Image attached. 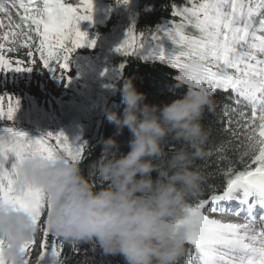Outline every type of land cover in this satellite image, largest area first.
I'll use <instances>...</instances> for the list:
<instances>
[{
    "label": "snow or ice",
    "instance_id": "1",
    "mask_svg": "<svg viewBox=\"0 0 264 264\" xmlns=\"http://www.w3.org/2000/svg\"><path fill=\"white\" fill-rule=\"evenodd\" d=\"M117 3L126 6L130 0ZM93 12V0H0V72L30 73L33 67H24V60L17 59L14 66L7 56L23 49L28 64L37 63L38 53L39 62L54 79L71 84L70 76H54L55 66L67 73L78 49L95 47L96 40L89 41L88 33L80 29L82 22H93ZM171 15L174 19L168 26L149 30L147 36H138L135 25L129 27L114 51L129 57L148 46L143 59L176 69L177 81L184 80V72L195 62L198 71L190 78L188 90L201 89L212 96L217 91L230 93L233 102L216 103L220 132L230 138L207 152V157L215 154L217 161L226 162L224 169H217L225 184L219 192L208 185L210 194L188 203L184 218L176 221L175 227L187 229L189 246L180 264H264V216L259 221L252 217L257 205L264 208V0H185L181 8L173 5ZM164 42L173 46L171 50L163 47ZM19 103L16 98L14 106L0 104V121L14 122ZM229 149L238 160L228 158ZM35 156L83 163L84 144L71 143L63 132L30 138L16 131L14 123L0 132V204L28 213L36 228L22 250L31 261L30 250L38 247L36 264H65L64 240L45 223L50 208L47 194L41 188H16L24 161ZM226 202H235L239 210L226 208ZM5 243L11 241L0 237V252ZM71 248L73 253L79 251L76 244ZM0 264H4L2 257Z\"/></svg>",
    "mask_w": 264,
    "mask_h": 264
},
{
    "label": "clouds",
    "instance_id": "2",
    "mask_svg": "<svg viewBox=\"0 0 264 264\" xmlns=\"http://www.w3.org/2000/svg\"><path fill=\"white\" fill-rule=\"evenodd\" d=\"M197 71L191 63L184 80H175L176 98L162 104L147 103L134 78L125 79L119 90L122 113L105 109L115 135L103 141L87 176L81 163L65 158L24 161L16 188L44 190L50 205L45 223L54 234L69 244L91 245L101 257L122 264H180L187 229L175 223L184 218L188 201L202 194L206 177L197 161L207 157L210 134L202 121L216 105L201 89L176 95ZM125 128L130 133L126 154L115 138ZM173 144L179 147L172 150ZM35 232L28 213L0 204V237L11 241L0 252L4 264H33L22 249ZM84 264H93L92 259Z\"/></svg>",
    "mask_w": 264,
    "mask_h": 264
},
{
    "label": "rangeland",
    "instance_id": "3",
    "mask_svg": "<svg viewBox=\"0 0 264 264\" xmlns=\"http://www.w3.org/2000/svg\"><path fill=\"white\" fill-rule=\"evenodd\" d=\"M93 3V22H82L80 29L88 33L89 41L96 40L95 47L89 48L86 45L78 49L73 54L74 62L67 73H63L58 65L55 66L54 76L56 78L61 75L70 76L71 84H67L66 79H54L53 74L39 62L38 53L35 56L37 61L35 65L28 64L30 58L26 56V50L7 53L14 66L17 59H22L25 61L23 66H31L33 70L30 73L6 70L0 72V96L4 97L0 104L7 108L9 103L15 105L16 98L20 102L14 122L0 121V127H10L14 123L16 128L25 129L27 132L24 133L30 138L40 137L41 134L49 132L53 134L63 132L71 143L84 146L88 140L97 138L99 127L107 122L105 109L114 110L112 98L121 78L122 63L118 60L121 55L114 49L122 43L129 27L135 25L139 0H130L126 6L118 5L117 0H93ZM184 4L185 2L175 6L181 8ZM148 10L146 8V11ZM2 16L0 13V17ZM173 19L163 20L153 31L158 27L168 26ZM5 23L7 24V20ZM2 31L0 29V32ZM136 33L139 36L140 33ZM163 47L171 50L173 46L164 42ZM149 51L150 48L146 46L140 54L132 56L143 59ZM8 96H12L13 99L9 101ZM225 207L239 210L235 202H226ZM243 215H247L246 211ZM261 216H264V208L257 205L252 217L259 221ZM232 218L243 222L242 218ZM38 253V247L30 250L33 264H36Z\"/></svg>",
    "mask_w": 264,
    "mask_h": 264
},
{
    "label": "trees",
    "instance_id": "4",
    "mask_svg": "<svg viewBox=\"0 0 264 264\" xmlns=\"http://www.w3.org/2000/svg\"><path fill=\"white\" fill-rule=\"evenodd\" d=\"M184 2L185 0H139L136 9V32L147 34L149 33V30L153 31L163 20H170L173 18L171 15L173 5H182ZM146 8L149 10L146 11ZM118 60H120L124 67L121 71V78L117 85L115 95L112 98V102L115 104L114 111H117L118 113H122L123 111L124 105L121 103L119 90L122 87L124 80L130 77L134 78L133 82L137 90L147 95V103H168L176 98L173 92L175 76L178 74L176 70L170 68L166 64L140 59L135 56H120ZM187 91V86H181L180 88L175 89L177 96H181ZM230 95V93L217 91L213 94V99L217 105H221V102H223V104H232L233 102L229 98ZM218 111L219 107L216 109V112ZM245 111H247V109H245ZM216 112H206L202 121L210 133L208 142L205 146L207 152L221 141H227L230 138L220 132L221 125L217 120ZM4 128L5 127H0V132H2ZM15 130L22 133L27 132L23 128L15 127ZM114 135L115 127L107 121L99 127L97 138L92 141L88 140V143L84 146V161L81 163V168L86 176L90 171L89 166L101 155L103 141ZM115 138L121 146L120 151L126 154L129 151L127 142L130 139V133L127 128L124 129L121 135ZM178 147L179 145L176 144L170 146L172 150H175V148ZM226 154L229 159L238 160V155H236L231 149H229ZM205 161L208 162L207 167H205ZM197 164L207 178V184H204L201 196L207 197L210 194L211 189L208 185H211L212 188H215L218 192L222 191L225 184V177L223 176V173L218 172L217 169H224L226 167V162L217 161L215 154H213V156L206 157L204 160H198ZM236 167L242 169L243 166L237 164ZM208 173H212V175L209 176ZM153 175L155 176V174ZM98 186L102 185L98 184ZM195 199L189 200L188 203ZM63 243L65 245V264H84V261L89 258L92 259L93 264H122L119 258L101 257L98 250L95 252L92 251L91 245H77L79 251L73 253L71 248L72 244H69L66 241H63ZM186 247L188 248L189 246L187 245ZM193 256H195V253H193Z\"/></svg>",
    "mask_w": 264,
    "mask_h": 264
},
{
    "label": "bare ground",
    "instance_id": "5",
    "mask_svg": "<svg viewBox=\"0 0 264 264\" xmlns=\"http://www.w3.org/2000/svg\"><path fill=\"white\" fill-rule=\"evenodd\" d=\"M229 219L235 220L236 222H241V221H238V220H236V219H234L232 217H229Z\"/></svg>",
    "mask_w": 264,
    "mask_h": 264
}]
</instances>
